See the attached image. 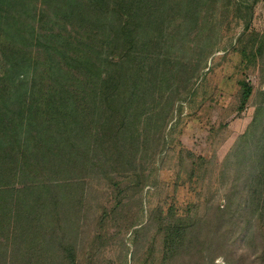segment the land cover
<instances>
[{"label": "rangeland", "instance_id": "374dc122", "mask_svg": "<svg viewBox=\"0 0 264 264\" xmlns=\"http://www.w3.org/2000/svg\"><path fill=\"white\" fill-rule=\"evenodd\" d=\"M63 1L7 0L0 39L22 36L17 20L59 30ZM104 1L132 25L129 40L148 45L138 54L99 39L87 124L48 125L39 137L50 180L65 185L38 195L56 197L62 216L51 207L18 215L36 194L0 188V264H63L70 245L72 264H264V0ZM156 9L166 22L150 42L162 38L161 48L139 28ZM116 22L104 34H117ZM0 54L3 75L16 58ZM65 153L71 164L60 163Z\"/></svg>", "mask_w": 264, "mask_h": 264}, {"label": "trees", "instance_id": "16d2710c", "mask_svg": "<svg viewBox=\"0 0 264 264\" xmlns=\"http://www.w3.org/2000/svg\"><path fill=\"white\" fill-rule=\"evenodd\" d=\"M104 3V0L73 2L65 0L61 3L62 13L60 16V20L65 23V26L59 25V30L52 28L47 33H43L46 28L39 24H43L40 19L33 18L30 19V22L29 20H22V22L19 19L20 21L17 20V22L25 23L24 27L27 28L24 33L21 31L22 36L19 38H16V35L10 38L6 36L4 40L0 39V51L12 53L11 55L16 58L15 61L10 62L14 65L8 63V69L4 71L5 73L3 72V75H0V182L2 183L0 188L3 187L6 190L11 188L17 193L28 190L32 194H36L27 199L26 204L17 208L18 215L28 213L33 207L34 210L41 207L49 210L48 207H51L52 214H49L51 218L57 220L62 216L58 202L54 201L56 197L48 198L38 195L51 188L65 185L61 180H50L52 171H49L50 168L48 169V164H46L48 159L43 152L45 144L39 137L44 132L48 134L46 132L50 130L48 125L56 126L61 131H68V125L72 127L87 124L86 122L82 123V115H86L90 108L97 105L95 99L97 92L95 88V90L91 88V85L95 76H100V65H102L98 64L97 56V51L103 49V46L98 45L99 39H110L106 45L116 43L117 40H125L134 46V52H138V54L142 52L139 51L142 45H148L141 41L142 36L139 35L138 38L129 40L124 30L132 25L129 22L122 24L121 21H118L117 23L116 19L120 15V9L112 8V10L108 4ZM9 6L7 0H0V11ZM135 6L137 8L135 12H138V3ZM37 7L35 5L32 9L35 11ZM21 11L24 10L20 9ZM45 11L46 9L36 10L42 14ZM111 11H114L113 15H109ZM129 14L131 16L130 12ZM161 15L156 9L153 13L145 15V21L140 22L139 28L142 31H144L143 24L147 27L146 29L150 28V31L146 32L147 42L150 45L156 46L154 42H150L151 38H155L156 35L158 39L159 35L163 34L166 21H163ZM110 20L117 23L119 32L109 37L104 34V31L107 30ZM70 23L72 27L69 25ZM245 23L248 24V21L246 20ZM38 32L41 35H37ZM162 41L161 38L158 41L159 46L156 47L161 48ZM137 43L138 49H136ZM0 55L1 57L5 56V54ZM140 61L142 60L140 59ZM25 64H28L26 68L30 66L31 72L25 71ZM136 66H140L139 61L138 65L130 67L133 68L131 71L132 81L136 80ZM119 86L120 80L116 82V90ZM249 92L248 88L246 96ZM91 98L95 101L91 102ZM68 121L70 122L68 123ZM17 132H21V135H18ZM33 140L35 142L34 151L29 152L25 143ZM64 140L66 141V139ZM67 148H71V146ZM71 156V153H65L61 157L60 163L62 165L69 164ZM55 161L57 162V160ZM58 181L60 183H57ZM72 185L70 184V186ZM6 201L1 204L13 205L10 200ZM2 219H6V217ZM55 238L54 235L50 237V242L44 246V249L55 250L57 247L53 242ZM58 241L60 242L59 239ZM61 242L63 243V239ZM58 245L61 247L60 244ZM63 251L67 252V255L64 254L62 257L64 263L72 264L73 259L75 260L72 246L63 248Z\"/></svg>", "mask_w": 264, "mask_h": 264}]
</instances>
